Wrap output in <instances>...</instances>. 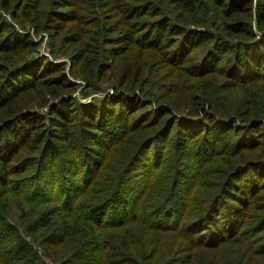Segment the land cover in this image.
<instances>
[{"label": "trees", "instance_id": "obj_1", "mask_svg": "<svg viewBox=\"0 0 264 264\" xmlns=\"http://www.w3.org/2000/svg\"><path fill=\"white\" fill-rule=\"evenodd\" d=\"M263 168L264 0H0V264H264Z\"/></svg>", "mask_w": 264, "mask_h": 264}, {"label": "rangeland", "instance_id": "obj_2", "mask_svg": "<svg viewBox=\"0 0 264 264\" xmlns=\"http://www.w3.org/2000/svg\"><path fill=\"white\" fill-rule=\"evenodd\" d=\"M36 40H38V39H40L39 38V36H37L36 38H35ZM50 50H51V48H50V46H49V44L47 43V40H45V39H43L42 40V42H41V44H40V46H39V48L36 50V52L34 53V57L35 58H42V57H45V58H48V59H50V60H56V59H58V58H60V57H58V58H55L54 56H52V54H51V52H50ZM45 61H47V59L45 60ZM68 67H66V69H67ZM106 89V91H110L109 89L110 88H108V87H106L105 88ZM110 95L112 94V93H109ZM92 98H94V99H99L100 97H96V95L95 96H92L91 97V99H89V100H87L86 102L88 103V102H90V103H92L93 102V100H92ZM123 120H124V118L123 117H121V118H113V119H109L107 122H105V121H103L102 123H101V125H95L93 128H94V133L97 135V136H95V134H91L90 132H86L85 131V136H84V140H85V143L88 145V144H90V143H97L98 142V139H99V136L100 135H102V132H103V130H102V128H107V129H110V128H115V127H117L116 125L117 124H120L121 122H123ZM95 137H97V139H95L94 140V138ZM257 159L256 160H260V159H262V157H259L258 155H257ZM165 159H167V156H166V158ZM256 160H254V161H256ZM184 161V160H183ZM264 169V168H263ZM253 170L252 169H250V170H247V174L248 173H250V172H252ZM73 172L74 171H71V173H70V177L72 176V174H73ZM162 180H163V183L164 182H166V181H170L168 178H165L164 176H162ZM213 181H215V179L213 178ZM48 185V186H47ZM40 187L41 188V190H44V188H45V191L51 196V197H54V199H56V200H59L58 198H60V199H66V198H68L69 196H70V194L68 195L67 193H66V195L65 196H63V194H62V192L59 194L57 191H66V190H72V189H76L77 187H79V186H76V185H74L75 187L74 188H72V189H69L70 188V186H71V184H69V185H67V178H65V177H63L62 178V180H55V181H53V182H49V183H41L40 185H36V184H33L32 185V189H33V191H37V187ZM29 191L28 192H31V190L30 189H28ZM209 194V191L207 192V195ZM77 195H78V193H77ZM40 199L41 198H39V202H40Z\"/></svg>", "mask_w": 264, "mask_h": 264}]
</instances>
